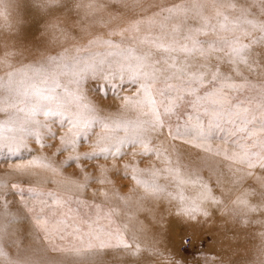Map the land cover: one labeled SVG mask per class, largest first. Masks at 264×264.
I'll list each match as a JSON object with an SVG mask.
<instances>
[{"label":"snow or ice","instance_id":"6c2138e0","mask_svg":"<svg viewBox=\"0 0 264 264\" xmlns=\"http://www.w3.org/2000/svg\"><path fill=\"white\" fill-rule=\"evenodd\" d=\"M34 3L41 14L55 10L52 5L71 6L85 17L114 5L127 25L110 33L122 37L120 42L97 37L88 41L87 49L77 48L75 55L66 50L35 65L16 67L9 41L25 34V21L10 20L4 11L8 0H0V154L6 153L0 160L24 161L12 166L15 181L0 179V264H187L159 246L149 219L154 217L152 202L162 208L165 199L179 200L177 215L193 228L221 211L240 225L237 231L252 225L264 229V0ZM97 44L106 47L91 51ZM105 64L111 71L104 80L120 100L119 114L105 113L84 91L86 74ZM125 85L131 94L117 91ZM100 91L101 97L107 96L103 83ZM214 136L220 143L213 146ZM57 139L59 147L47 142ZM33 143L69 152L63 165L75 164L83 181L65 176L46 157L35 155ZM84 144L91 150L80 151ZM183 145L228 162L226 172L212 168L215 185L211 177L205 180L199 171L185 169ZM129 156L132 159L122 166L116 163ZM152 158L164 166L153 162L140 167ZM101 159L113 161V175L130 176L143 187L145 196L137 203L147 213V223L122 214L118 204L127 200L114 188L100 193L113 204L82 198L91 184L111 183L104 165L92 164L99 171L96 175L81 163ZM37 169L48 175L37 178ZM189 182L198 188L194 197L186 198L183 187ZM46 183L58 187L43 186ZM225 184L232 185L231 194L218 196L215 189ZM17 203L22 209L13 211ZM21 226L25 239L46 242L23 258ZM194 237L195 231L182 239V246L195 249ZM258 238L251 264H264V230ZM11 247L17 255L10 253ZM221 248L208 255L214 244L194 264H247L251 259H233Z\"/></svg>","mask_w":264,"mask_h":264},{"label":"rangeland","instance_id":"374dc122","mask_svg":"<svg viewBox=\"0 0 264 264\" xmlns=\"http://www.w3.org/2000/svg\"><path fill=\"white\" fill-rule=\"evenodd\" d=\"M56 5H52L53 8ZM38 5L34 3V0H8V7L5 9V15L11 20L14 17H20L24 19L25 34L18 40L9 41L12 45L9 51L15 53L11 57V62L16 67H21L23 65L37 64L40 61L45 60L49 56H57L60 53H64L67 50L68 55H75L76 49H87L88 41L93 40L97 37L108 39L111 38L114 42H120L122 37L119 35H111L110 33L119 32L120 29L127 25V18H125L120 12L117 11L116 6H108L103 10L85 17L83 13L77 18L78 11L73 7L70 10L69 16L53 15L54 11L47 14H41L38 11ZM31 8V9H30ZM30 9V10H27ZM35 12V13H34ZM69 11H66L68 13ZM36 17L34 21L33 16ZM76 16V17H75ZM128 36L125 33V38ZM106 46L103 44L93 45L91 51H103ZM84 53L82 52L81 55ZM3 53L0 52V56ZM4 69H0V75H3ZM111 69L107 65L99 66L95 73L86 74V78L83 81L84 91L94 103L105 112L111 114H119L120 100L113 95V89L104 80V77L110 72ZM113 82H117L118 78L109 77ZM105 85V90L107 91L106 97H101L100 85ZM121 91L122 94H131L130 87L125 85L123 89H117ZM131 116L132 113H127ZM52 119H58L53 117ZM66 129H61V133ZM222 136L223 133H220ZM48 143H53L56 147H59V140L47 141ZM220 143V140L214 136L213 146ZM37 156H44L47 158L48 162L58 169H60L65 176H71L75 179L83 181V177L80 173V169L72 164L69 166H64L63 161L70 154L69 152L57 153L56 147L53 148H40L39 144L33 143L31 145ZM186 155L182 160L185 169L189 171H199L203 175L205 180L211 177V183L215 185L216 176L213 175L212 168L214 167L216 171H227L224 167L228 162L223 159V157H213L209 153H205L202 148H196L192 145H183ZM90 146L84 144L80 151H90ZM6 155L0 154V156ZM26 155V154H25ZM203 158V159H202ZM132 158L126 157L125 161H116L117 164L121 165L131 160ZM139 159V157H137ZM22 160H9L8 162H2L0 160V179L15 181L17 177L12 173V166L15 163H23ZM153 162L156 166L163 167L160 162L155 161V158L146 159L141 164V168L149 167ZM85 165L86 170L90 173L99 175L97 168L92 167V164L104 165L109 171L106 173L110 184L100 185L98 183H93L89 188L81 193L83 199L92 201L96 203H104L105 205L116 203L114 200H106V198L101 195V190H111L115 189L119 196L124 197L127 203L120 201L118 206L121 212H128L132 214L134 221H144L146 212L143 211L138 206V201L145 196V192L142 186H138L131 177L124 178L122 176H115L111 171V166L113 161H104L103 159L92 162L87 161L81 162ZM38 177H43L48 175L43 169H37ZM37 178H33L34 180ZM147 178V177H142ZM43 186L56 189L58 185L53 183H46ZM232 185L225 184L224 187L216 188V194L219 196L221 192L225 196L230 195L228 189ZM198 185L191 182L187 183L183 187V195L186 198H191L196 195ZM95 194V195H94ZM111 195V192H110ZM173 195H177V192H173ZM18 201V197L11 198ZM154 204V217H149L156 228V239L159 241V246L167 248L170 252H174L175 259H186L187 264H194L196 260L201 259L200 253L206 249L212 248L215 244V249L209 252L208 255L214 256L216 252L222 250L227 252L231 258H251L248 259L247 264H251V261L255 258V248L259 244L258 233L261 229L258 225H252L246 231H237L240 227L236 221L227 212L216 211L213 217L207 220V223H202L199 225L190 224L187 220L182 219L177 215V204L179 200H174L169 203L168 200L163 201V207L161 208L155 201ZM148 206V202H144V207ZM17 209H22V206L18 203L13 207V211ZM203 219V218H202ZM30 228V226H29ZM195 231V241L197 247L185 249L182 246V239L186 236H192ZM250 233V234H249ZM21 245H20V256H30L34 251H39L43 248L45 243L39 237L29 236L27 239L24 238V228L20 227V232L18 233ZM198 238V239H197ZM59 243V241H58ZM229 243L231 247H229ZM10 253L15 256L17 255L16 247H11L8 249ZM51 256H58L56 253H49Z\"/></svg>","mask_w":264,"mask_h":264},{"label":"bare ground","instance_id":"6f19581e","mask_svg":"<svg viewBox=\"0 0 264 264\" xmlns=\"http://www.w3.org/2000/svg\"><path fill=\"white\" fill-rule=\"evenodd\" d=\"M22 1V0H21ZM71 8H73V7H68V8H59L58 6H54L53 7V9H55V10H53L54 11V14L53 15H61V16H64V17H66V16H69V13H70V9ZM31 9V8H30ZM30 9H27V10H30ZM66 11H69L68 13H66ZM35 13V12H34ZM38 16V13L36 14V16H33V18H34V21H36L35 19H36V17ZM80 16V13H78V15H77V18ZM76 17V16H75Z\"/></svg>","mask_w":264,"mask_h":264}]
</instances>
